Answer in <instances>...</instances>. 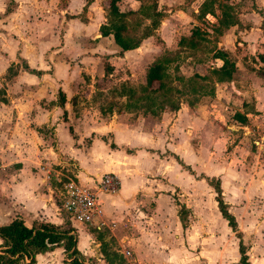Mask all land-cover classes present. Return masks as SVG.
Listing matches in <instances>:
<instances>
[{
    "label": "crops",
    "instance_id": "1",
    "mask_svg": "<svg viewBox=\"0 0 264 264\" xmlns=\"http://www.w3.org/2000/svg\"><path fill=\"white\" fill-rule=\"evenodd\" d=\"M8 1L0 0V17H3L0 18V37L6 40L7 35L13 32L18 34L19 41L26 40L25 33L21 29L26 24L31 37L34 35L38 40L30 37L33 43L30 44L27 41L29 48L23 47L22 44L19 47L16 45L18 50L13 48L12 52L7 48V59H3L5 62L8 60L13 62L20 57L30 68L32 62H47V56L41 51L40 34L48 28L52 32L57 30L56 26L51 24V20L60 16L58 22L60 28L63 25L64 14L70 15L69 10L73 6L79 5L78 7L82 8L85 2V0H11L10 10L5 12ZM95 1L92 0L87 6L85 17L88 23L91 20H101L100 24H102L105 22V12L101 6L94 5ZM248 1L250 6L241 11L236 10L237 22L228 28L231 30L238 28L237 33L240 34L241 41H236V45L245 43V47L251 50L253 44L249 33L264 31V0ZM124 3L132 9H137L139 5V2L135 0H124ZM96 8H99V11H95ZM86 27L88 26L83 25V28ZM98 27L96 34L85 36L82 33L83 28L77 25L76 28L80 34H76V43L71 50H74L76 54L81 52L83 58H88L89 54H98L99 45L96 46L95 40L98 44L103 39L108 40L110 45L105 55H113L106 58V62L112 67V72L116 70V58L123 60L127 54L138 50L140 45L118 56L116 53L119 47L113 42L112 36H100ZM86 33L88 34V31ZM244 33L247 34L244 36ZM63 36L64 40L66 35ZM10 38L13 36L10 35ZM31 49L34 53L30 52ZM256 51H261V48L254 49V54L249 52L257 65L254 63L250 65L245 58L236 59V56L232 54L236 59V72L229 82L215 83L214 98H212L215 101L216 98L223 97L236 104L234 111L243 113L248 123L240 125L246 132L251 131L253 120L256 119L259 123L263 121L262 113H264V64L257 60ZM62 57H64L63 54H51L48 61L56 63V59ZM1 62L3 61L0 59ZM215 62L218 64V61L215 60ZM258 68H262L263 75L256 73ZM68 74L66 72L63 77H59L56 73L51 75L42 71L41 74L36 75L19 69L7 82L5 100L0 102V131L4 130L6 134L0 136V224L9 222L15 216L20 217L26 226L39 221L62 224L59 206L54 200L53 186L50 181L51 173L48 174L46 165L59 166L67 155L71 158L72 167L76 171L75 181L81 186L93 189L96 181L104 173H112L118 179L116 191L98 193L99 217L103 219L106 226H99L96 229L91 225L67 219L74 228L75 248L84 259V263L92 257V252L95 256L96 250L97 257H95L99 260L97 264H107L99 251L100 243H105L104 236L101 237L100 234L96 236L98 241L96 243L87 227L95 232H103L104 229L112 232L116 221L106 218L105 212H113L120 218L128 214L129 223L134 222L136 225V213L131 212L130 209L135 208L138 202L150 199L154 201L155 210L159 209L162 214L166 211L170 214L173 208L178 207L177 203L186 208V224L184 220L183 226L176 215L177 210H174L176 223L174 232L158 234V238L154 237L153 241L150 234L143 236V241H151L149 243L151 247L145 245V242L142 244V254H145L146 258L149 252L154 254L151 264H238V239L221 217L213 198L212 188L201 177V175L217 176L215 170L219 163L214 162L211 166V169L215 168L214 171L204 172L193 168L174 151L161 156L162 154L156 151L158 137L154 133L158 131L157 128L163 121L159 122L157 117L127 111L117 113L113 110L112 115L93 122L90 112L82 105V99L75 98L83 80L80 79L79 73L72 76ZM111 75V73L108 74V76ZM28 76L34 78L35 82L26 88V84L21 81ZM124 77L128 78V76ZM54 87L56 89L59 87L58 91L64 95L62 105H58L54 99ZM50 100L52 101L49 104ZM225 106L229 108V104ZM204 107L209 109L205 105L191 108L181 104L178 110L171 111L172 126L184 125L191 129L196 128V134L200 137L206 135L210 140H214L216 127L211 116L202 111ZM160 114L162 117L168 115L165 111ZM206 126L208 130L205 129ZM210 126H212L211 129ZM102 127L105 129H101ZM191 129H188L189 133ZM202 129L207 132H203ZM107 132L112 134L114 147H110V143L104 140ZM84 139L88 140L87 144H83ZM198 151L206 159L213 157L209 155L210 153L203 154L200 150ZM175 156L188 166L189 170L180 165ZM142 159L147 162L149 166L147 169L142 166ZM151 164H154V170H151L150 167H153ZM166 165L171 167L164 168ZM178 178L183 181L180 180V183ZM232 186L234 185L231 184ZM176 187L178 188L177 202L172 196ZM220 188L225 201L223 180L220 181ZM227 204L228 211L236 220L238 230L242 232L241 239L246 246L249 264H264V248L260 243L255 245V243L244 241L245 232L241 227L242 224L253 225L257 221L256 210L250 209L249 202L241 206L229 202ZM262 212L260 221L264 223V211ZM213 222L216 225H213ZM119 224H122L121 221ZM117 228L121 229V225H117ZM253 234L254 241L262 240L264 243L263 232ZM113 236H115L114 233ZM126 237L128 236L117 240L119 241L117 253L125 259L131 254L130 239ZM80 238L83 241L82 244H79ZM160 246L166 249H161ZM126 251L128 255L125 254ZM64 255L61 247H54L37 253L34 264H64Z\"/></svg>",
    "mask_w": 264,
    "mask_h": 264
},
{
    "label": "rangeland",
    "instance_id": "2",
    "mask_svg": "<svg viewBox=\"0 0 264 264\" xmlns=\"http://www.w3.org/2000/svg\"><path fill=\"white\" fill-rule=\"evenodd\" d=\"M104 1L105 0H96L94 5L103 8ZM142 1L148 3L150 0ZM230 1L234 3L235 10L238 11L250 6L248 0ZM200 2L201 0H194L190 3H186L185 0H157V6L164 12V17L161 19L156 32L151 37L143 40L139 49L127 54L123 60H118L116 58V70L111 72V76L104 75L103 70L104 64L107 63L106 58L113 56L112 54L105 55L110 45L108 40L103 39L100 44L95 40L96 46L99 45V48L97 49L98 54H89L88 58H83V53L81 52H77L76 54L74 50H71L76 43V34H80L79 30L76 28L77 25H80L82 28L83 25L88 26L82 29L83 35L88 36L96 34L98 24L101 23V20H91V22L88 23L85 17V12L82 13L81 11V6H73L69 10L70 15L64 14V18H62L63 25L60 28L58 22L61 17L59 16L56 19L51 20V24H54L57 28L55 32H52L51 29L48 28L40 34V42H42L41 51L47 56V62L36 61L35 63L32 62L30 66L33 69H41V71L47 72L51 75L56 73L59 77H63L66 72L69 73V76L79 73V77L83 82L80 84L75 98L82 99V105L90 112L91 119H93L94 122L100 121L102 117L112 115L113 110L119 111L121 108L123 98L116 96L113 88L123 81L131 86L137 87L143 82L144 69L146 66L157 56L164 53V51L179 50L177 54L178 57L174 62L178 65V74H180L184 80L190 77L193 73L208 74L209 70L217 65V62L210 58L211 52H209V49L211 48L222 49L236 56V59L240 60L241 58H245L250 65L252 63L257 65V62L254 61L253 56H251V52L254 54V49L261 48V45H263L264 31L255 34L249 33L252 37V40L250 41L253 44L251 50L245 47V43L236 45L237 42L241 41L239 38L240 34L237 33L238 28H232L233 30H231V28H228L227 30L222 29L220 35L216 34L214 30L217 26L216 20L220 13L218 4L222 3L223 0H216L214 2L213 15L206 14L203 18L198 20L195 18L194 13H196V9ZM6 7L7 5L5 8ZM98 9L99 8H96L95 11H99ZM92 18H94V16ZM13 20L15 21L16 19ZM144 23H148V21L143 20L141 24ZM191 24L196 25L203 32L205 39V41L200 42L198 50H189L177 46L178 39L188 33V27ZM24 27H26V24L21 28L25 33L26 40L19 41L18 34L13 32H10V35H12L13 38H10V35H7V42L0 37V59L3 61L0 63V102L5 100L6 85L11 76V71L7 67L9 66L13 71L18 72L19 69H22L21 66L25 63V60L20 57H17L13 62H10V60L5 62L4 59H7V48L11 52L13 48L18 50L17 47H19L20 44H22L23 47L29 48L28 42L30 44L33 43L31 38L38 40L34 35L31 37V33L28 32V27ZM87 31L88 34L86 33ZM139 31L140 28H137V31L132 33L137 34ZM246 34L247 33H244L243 35L245 36ZM63 35H66L64 40ZM30 52L34 53L32 49ZM51 54H63L64 57L60 59L57 58L56 63H51L48 61L50 60L49 56ZM32 57H34L33 54ZM173 64L174 63L170 64L167 68V73L170 77H173L174 74L172 71ZM86 72L88 75H84ZM124 76H128V78ZM122 78L124 80H122ZM21 82L25 83L26 88H28V85H33L35 80L28 76ZM171 83L175 84L177 87L183 88V82L171 81ZM183 89L185 90V95L180 99V106L181 104L187 105V101H190L195 97L187 91L186 87ZM58 90L59 87L57 89L56 87L53 88L55 101L58 99ZM212 98H214V90L213 94L199 96L198 100L193 102L194 108L198 107V105L208 106L209 109L204 107L202 111L207 112V115L211 116V120L216 127V137L214 140H210L209 136L207 137L206 135L200 137L196 134V128L191 129L184 125L179 127L172 126V112L166 108L163 111L167 112L168 115L162 117V114H160L159 117L156 118L159 122L163 121L159 127L157 126L158 131L154 133V135L157 134L158 137V139H156V147L158 148H156V151H159L160 155L162 154L161 156H166L168 153L171 154V152L174 151L177 153L176 155H179V157L183 159V161L191 164L193 168H196L197 170L200 169L204 172L214 171L215 168L211 169V166L214 165V162H218V167L215 170V172L217 171V176L214 178L219 179L221 177L219 181H224L225 201L230 204L234 203V205L239 204V206L242 204L247 205L249 202V205L251 206L250 209L256 210L255 215L257 221H255L253 225L242 224L241 226L242 230L245 232L244 241L255 243V245L256 243H260L261 247L264 248L262 240L254 241V239H252L254 238L253 233L259 231L264 233V223L260 221V217L262 218V211H264V113H262L263 121L259 123L256 122V119L253 120L254 124L251 131L246 132V130H243L240 125H237L231 119V115L235 112L236 104L232 101L229 102L228 100H225L223 97L216 98L217 100L215 101H213ZM51 101L52 100L48 103L50 104ZM250 102L252 103V99ZM225 104H229V108H226V106L224 107ZM108 108L111 109V112H108ZM133 112L135 114L145 115L141 110ZM247 124L248 123H246V125ZM209 128L211 129L212 126ZM101 129L105 128L102 127ZM188 129H191L190 133ZM205 129L208 130L207 126ZM202 130L203 132L206 131L204 129ZM1 134L6 135L4 130L2 132L0 131V136ZM104 140L106 143H112V134L107 132ZM87 143L88 140L84 139L83 144ZM198 150L203 154L210 153L209 155H213V157H208L206 159L205 156L199 154ZM65 156L67 158L61 161L62 163H59V166H53L52 164L46 165L48 174L51 173L50 181L53 186L54 200L59 206V212L63 219L62 225L64 222H67L68 219L67 214L62 208L64 195L62 185L67 177L75 180L74 175H76V171L71 164V158L67 155ZM151 165L153 166L150 167L151 170H154V164ZM142 166L144 169L149 167L144 159H142ZM169 167H171V165L164 166V168ZM180 180L178 178L179 182ZM231 184L234 186L231 187ZM172 196L176 200L178 196L177 187L172 192ZM175 209H180L179 205L177 208H173L170 214L168 211L162 214L159 209L157 211L155 210L154 201L148 199L143 202H138L135 208L132 207L130 209L131 212L136 213V225L134 222H131V224L129 223L130 220H128V214H126V217L120 218V216H116L113 212H105L106 218L116 221L115 228L112 232H109L106 229H104L103 232H95L88 227L87 229L91 232L96 243H98L96 236L98 237L100 234L101 237L104 236V241L107 244V247L116 252L119 249V241L117 240L121 237L128 236L126 238L130 239L129 247L131 250L129 251L131 254L127 256V259L120 255L123 259L122 264H151L154 255L152 254L153 252H149L147 258L145 254H142V244L146 243L145 245L150 246L149 243L151 241H143L142 238L144 235L150 234L153 241L154 237L158 238V234L174 232V226L176 225L174 220ZM220 219L222 218L220 217ZM120 221L122 224H119ZM212 224L216 225L215 222ZM117 225H121V229L117 228ZM113 233L115 236H113ZM130 236L133 238H129ZM82 242L83 241L80 238L79 244H82ZM99 247L97 244V248ZM160 248L166 249L164 246H160ZM98 261L99 260L93 256L92 252V257H89L87 263L97 264L99 263Z\"/></svg>",
    "mask_w": 264,
    "mask_h": 264
},
{
    "label": "trees",
    "instance_id": "3",
    "mask_svg": "<svg viewBox=\"0 0 264 264\" xmlns=\"http://www.w3.org/2000/svg\"><path fill=\"white\" fill-rule=\"evenodd\" d=\"M92 0H85L82 5V13L86 12L87 6ZM139 2L137 9H132L124 0H105L103 2L105 12V22L98 27L100 36L111 35L113 42L119 47L116 55L121 56L124 51L137 48L141 41L147 37L154 35L155 30L161 19L164 17V12L157 6V0H150L144 3ZM194 0H185L186 3ZM216 0H201L194 16L196 19L203 18L206 14L213 15V4ZM228 2V3H227ZM12 1L7 3L6 11L10 10ZM230 0H223L218 4L220 9L219 16L216 20V34L220 35L222 29L234 25L237 22L236 10ZM143 20L148 23L141 24ZM140 28L139 33H132ZM201 41H205L203 32L196 26L191 24L188 27V33L181 36L177 41V46L187 48L189 50H198ZM178 51H164L160 56H157L144 69L143 82L137 87L131 86L126 82L119 83L114 87L116 96L123 98V103L119 111L133 112L141 110L143 114L151 117H158L160 113L168 108L170 111H176L180 106V99L185 95L184 87L195 97L187 101L189 107H194V102L199 96L213 94L215 83L229 82L232 80L236 72L235 57L222 49H209L211 52L210 58L218 61L215 67H212L208 74L193 73L190 77L184 78L178 74V65L174 62L178 57ZM257 60L264 64V42L261 45V51H256ZM173 77L167 73V68L172 64ZM28 73L39 75L41 70L28 67L25 63L21 66ZM13 75L15 71L11 67H7ZM7 69V70H8ZM256 70L257 74L263 75L261 70ZM104 75L111 73L112 67L105 63ZM171 81L183 82L182 87H177ZM64 95L58 91L57 104L62 105ZM111 112V109H107ZM231 119L237 125L246 123V118L243 113L235 111L231 115ZM70 130V128H69ZM114 147L113 143L109 144ZM176 161L184 168L189 170L176 156ZM207 184L214 192V200L221 217L226 221L227 226L238 239L237 251L239 254L238 264H249L246 256V247L242 243L241 233L238 230L234 216L228 211V204L223 200L220 181L214 177L202 176ZM178 204V203H177ZM180 209L176 215L184 225L186 217V208L182 204H178ZM76 235L70 222H64L62 225H56L50 222H35L30 226L24 225L22 219L18 216L13 217L9 222L0 224V264H34L35 255L39 252L51 250L54 247H61L64 252V264H88L84 263V259L79 255L75 248ZM100 253L102 259L107 264H122V257L116 252L107 247L106 243H100Z\"/></svg>",
    "mask_w": 264,
    "mask_h": 264
},
{
    "label": "built area",
    "instance_id": "4",
    "mask_svg": "<svg viewBox=\"0 0 264 264\" xmlns=\"http://www.w3.org/2000/svg\"><path fill=\"white\" fill-rule=\"evenodd\" d=\"M59 182V181H58ZM62 208L67 218L72 221L88 224L98 229L106 226L100 216L98 193H113L118 188V179L112 173H104L96 181L93 189L79 185L69 177L62 185ZM96 219V222L94 220ZM128 255V252L125 253Z\"/></svg>",
    "mask_w": 264,
    "mask_h": 264
},
{
    "label": "water",
    "instance_id": "5",
    "mask_svg": "<svg viewBox=\"0 0 264 264\" xmlns=\"http://www.w3.org/2000/svg\"><path fill=\"white\" fill-rule=\"evenodd\" d=\"M96 252H97V251L95 250V256L97 257V254H96Z\"/></svg>",
    "mask_w": 264,
    "mask_h": 264
}]
</instances>
